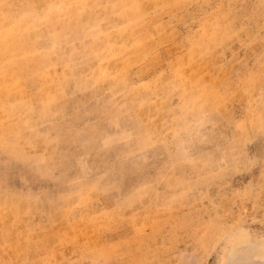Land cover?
<instances>
[{
  "label": "rangeland",
  "instance_id": "374dc122",
  "mask_svg": "<svg viewBox=\"0 0 264 264\" xmlns=\"http://www.w3.org/2000/svg\"><path fill=\"white\" fill-rule=\"evenodd\" d=\"M0 264H264V0H0Z\"/></svg>",
  "mask_w": 264,
  "mask_h": 264
}]
</instances>
